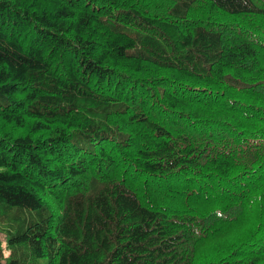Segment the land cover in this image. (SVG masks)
Returning a JSON list of instances; mask_svg holds the SVG:
<instances>
[{
  "label": "trees",
  "instance_id": "obj_1",
  "mask_svg": "<svg viewBox=\"0 0 264 264\" xmlns=\"http://www.w3.org/2000/svg\"><path fill=\"white\" fill-rule=\"evenodd\" d=\"M0 264H264V0H0Z\"/></svg>",
  "mask_w": 264,
  "mask_h": 264
},
{
  "label": "rangeland",
  "instance_id": "obj_2",
  "mask_svg": "<svg viewBox=\"0 0 264 264\" xmlns=\"http://www.w3.org/2000/svg\"><path fill=\"white\" fill-rule=\"evenodd\" d=\"M0 242H1V244H3V243H4V237H3V235H2V234L0 235ZM2 247H4V244L2 245Z\"/></svg>",
  "mask_w": 264,
  "mask_h": 264
}]
</instances>
